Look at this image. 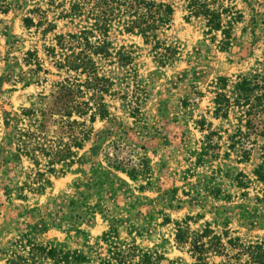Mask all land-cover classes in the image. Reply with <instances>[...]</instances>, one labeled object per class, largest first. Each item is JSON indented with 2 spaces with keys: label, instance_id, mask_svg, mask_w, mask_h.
<instances>
[{
  "label": "rangeland",
  "instance_id": "obj_1",
  "mask_svg": "<svg viewBox=\"0 0 264 264\" xmlns=\"http://www.w3.org/2000/svg\"><path fill=\"white\" fill-rule=\"evenodd\" d=\"M155 1L174 9L160 34L174 50L171 60L158 65L140 36L113 24L111 45L130 49L133 61L97 60L111 81L106 116L90 121V114L73 113L60 128L54 115L37 132L49 165L23 154L32 146L19 133L32 130L38 116L22 109L45 108L53 86L76 73L55 68L47 50L53 34L27 29L23 18L37 21L30 10L38 6L56 33L77 25L58 19L48 0L0 1V264L10 249L24 252L19 240L76 250L88 259L81 264H99L110 246L132 245L161 255L164 264H194L176 233L207 223L264 242V183L251 173L262 140L242 138L247 106L238 98L242 87L246 95L264 91V0H215L225 27L231 21L228 38L201 17L186 19L184 0ZM28 50L37 51L42 70L25 62ZM217 93L229 100L225 111ZM244 145L254 148L247 161ZM16 148L20 161L12 156Z\"/></svg>",
  "mask_w": 264,
  "mask_h": 264
},
{
  "label": "trees",
  "instance_id": "obj_2",
  "mask_svg": "<svg viewBox=\"0 0 264 264\" xmlns=\"http://www.w3.org/2000/svg\"><path fill=\"white\" fill-rule=\"evenodd\" d=\"M184 1L186 19L201 17L210 30L220 31L224 38L230 36L231 21L227 20L228 27H225L222 11L215 7V0ZM2 5L3 3L0 7ZM48 5L59 10L55 13L58 19L76 23L75 31L56 33L55 23L48 19L46 11L38 6L30 10L31 14L37 16V21H34L33 17L26 16L23 18V25L27 29L41 28L42 35L52 33V45L47 50L53 65L59 71H73L76 76L64 77L53 86L54 89L45 108H40L38 111L34 108L22 109V114L37 113L38 117L35 118L34 128L20 132L19 137H25L22 141L27 147L32 146L29 147V151L23 153L31 162L38 164V156H43L49 165L50 161L46 160L49 153L42 147L37 132L42 128H48L51 125L49 120L54 115L59 118L53 120V124H58L60 128L69 123L67 120L73 113L79 116L90 114V121H94L96 117L106 116L108 110L103 96L109 91L111 81L105 74L100 73L97 60L110 59V62L115 60L120 66L129 65L133 61L130 49L128 50L124 45L116 49L111 45L108 38L111 26L116 24L121 32L140 36L155 63L162 66L171 60L174 51L167 40L160 37L162 30L168 29L171 25L174 9L168 2L155 0H68L67 2L48 0ZM24 60L27 64L33 63L36 72L42 70L36 50H28ZM218 80L226 81L227 78L219 77ZM243 84L246 82H241L240 86ZM241 89L245 96L239 95L238 98L243 100L242 105L247 106L244 113L246 131L242 134V138L249 141L251 135L261 137L262 141L258 147L260 161L253 167L251 173L257 181L264 183V91L252 96L246 95V92H249L248 88ZM85 94L89 96L87 99H84ZM216 97L226 101L225 105L219 107L225 111L230 104L229 100L221 93H217ZM233 103L239 104V100ZM252 144H257V141L254 140ZM17 148L12 156L20 161ZM253 150V147L247 148L244 145L240 149V156L247 161ZM48 169L49 172L54 170L51 166ZM237 175L245 176L242 172ZM238 177L240 176H235V181L241 184V179ZM242 186L247 187L245 183H242ZM108 235V233L104 234L105 241ZM175 239L180 247H188L187 251L194 259V264H264V242L243 239L228 229L213 230L208 223L192 232L178 229ZM16 243L23 247L21 250L24 252L10 249L11 257L7 258V264H81L88 260L76 250H64L55 245L31 242L23 244L20 240ZM27 246L30 247L25 251ZM108 251L109 257L100 258L99 264H164L161 255L139 250L135 245L127 247L124 251L118 246H110ZM214 257H219L220 260L218 262L211 260Z\"/></svg>",
  "mask_w": 264,
  "mask_h": 264
}]
</instances>
